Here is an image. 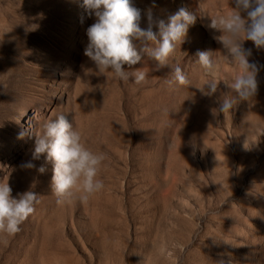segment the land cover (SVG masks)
Wrapping results in <instances>:
<instances>
[{"label":"rangeland","instance_id":"1","mask_svg":"<svg viewBox=\"0 0 264 264\" xmlns=\"http://www.w3.org/2000/svg\"><path fill=\"white\" fill-rule=\"evenodd\" d=\"M132 4L142 28L149 8L166 23L182 7L231 10V0ZM94 22L83 0H0V181L39 201L19 233L0 236V264H264V49L244 43L260 66L258 94L213 115L222 95H235L226 83L239 68L205 26L210 17H198L170 58L190 81L173 87L164 83L171 68L157 70L147 55L125 66L147 72L142 84L97 72L84 55ZM208 50L220 64L211 97L198 89L213 79L197 62ZM61 113L86 147L106 154L97 177L105 187L87 203L57 204L50 163L43 174L20 167L33 133Z\"/></svg>","mask_w":264,"mask_h":264},{"label":"clouds","instance_id":"2","mask_svg":"<svg viewBox=\"0 0 264 264\" xmlns=\"http://www.w3.org/2000/svg\"><path fill=\"white\" fill-rule=\"evenodd\" d=\"M83 6L89 16L95 17V22L87 29L88 44L84 55L100 74L110 71L115 79L128 81L131 78L135 84H142L146 81L147 72L141 68L129 72L125 66L132 69L147 55L156 62L157 70L171 68V78L164 82L169 87L189 85L187 74L179 65L173 68L169 60L175 56L177 45L181 47L186 41L189 28L198 17H210V23L205 26L221 33L213 38L222 45L228 62L239 68L232 82L226 83L235 95H222L218 100L219 107L212 109V114L226 115L241 101L251 102L258 94L260 66L250 62L252 50L246 49L244 43L251 41L257 50L264 49V0H231V10L217 16L197 14L182 7L169 16L167 23L156 21L149 8L146 28L141 27L142 13L133 6L132 0H83ZM154 27L159 28L158 34ZM214 53L211 50L196 53L197 62L213 77L204 87L198 88L202 95L208 97L217 92L219 85L215 77L220 64ZM42 128V132L33 133L31 159L22 162L20 167L36 169L43 174L47 171L46 164L50 163L53 173L51 191L57 198V204L71 203L73 198L87 203L105 187L104 181L97 177L106 154L86 147L81 132L64 113L47 119ZM26 135L27 132L21 131L18 138L23 139ZM244 148L249 149L248 141H245ZM41 157H45L46 163L37 168L34 161ZM38 202L35 192L29 190L13 196L9 182L0 181V236L10 237L19 233L23 223L34 214ZM217 264H225V261L220 260Z\"/></svg>","mask_w":264,"mask_h":264}]
</instances>
